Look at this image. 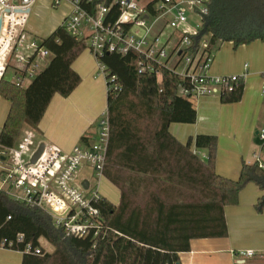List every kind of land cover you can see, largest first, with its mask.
<instances>
[{
	"label": "trees",
	"instance_id": "obj_1",
	"mask_svg": "<svg viewBox=\"0 0 264 264\" xmlns=\"http://www.w3.org/2000/svg\"><path fill=\"white\" fill-rule=\"evenodd\" d=\"M80 4L90 13L98 5L109 6L106 18L119 11L115 0ZM189 39L186 51L200 50L201 57H212L222 42L233 48L264 42V0H209L198 32ZM40 42L51 57L26 87L0 81V96L10 104L0 147L11 146L23 124L36 127L53 95L66 97L80 82L71 64L86 49L85 38L72 36L60 24ZM134 58L113 52L97 57L107 82L103 176L119 189V203L101 196L94 205L103 229L95 238H78L66 236L45 211L0 191V239L23 234V242L12 247L21 252V264H180L179 253L189 251L192 239L227 236L224 207L238 204L246 184L261 191L255 207L262 210L264 169L241 160L237 178H227L215 170L216 135L199 133L185 144L178 142L169 125L196 121L188 79L166 68L138 72ZM243 88L238 79L220 92L219 101H240ZM199 150H205L204 157ZM40 239L51 246L50 252ZM27 244L41 247L42 253L23 252Z\"/></svg>",
	"mask_w": 264,
	"mask_h": 264
},
{
	"label": "built area",
	"instance_id": "obj_2",
	"mask_svg": "<svg viewBox=\"0 0 264 264\" xmlns=\"http://www.w3.org/2000/svg\"><path fill=\"white\" fill-rule=\"evenodd\" d=\"M63 1L71 6L62 22L63 28L76 38L83 37L85 31L87 47L96 58L113 52L134 55L138 72L173 69L188 79L194 98L218 96L246 75H209L212 58L201 57L200 50L196 53L186 51L190 35H195L198 29L191 31L186 26L187 16L182 5L187 4L199 14L201 25V16L207 13L209 0H115L119 9L115 18H106L110 7L103 4L96 6L92 13L81 6L80 0H52V4L59 6ZM34 2L0 0V80L20 88L30 83L43 68L42 62L50 56L26 29ZM166 14H170L169 19L163 18ZM166 27L171 32L161 39ZM168 43H171L170 50L166 48ZM172 59H176L174 66L170 65ZM181 62L183 65L178 70ZM99 68L106 77L100 61ZM261 92L264 94V80ZM96 126V137L91 143L76 144L69 152L43 143L34 162L31 158L42 142L31 127L24 129L11 146L0 147V191L15 201L45 211L66 236L95 238L103 229L100 211L94 203L101 197L98 182L103 175L109 138L107 113L97 119ZM256 137L258 147L252 154L253 162L264 169V126L256 131ZM85 166L92 169L93 184L86 177L76 181L78 171ZM84 180L88 183L86 189L81 185ZM22 242L23 234L19 233L14 240L0 239V248L12 249ZM23 252L39 255L42 249L27 244ZM253 254L250 249L243 252L246 257ZM243 261V258L239 260Z\"/></svg>",
	"mask_w": 264,
	"mask_h": 264
},
{
	"label": "crops",
	"instance_id": "obj_3",
	"mask_svg": "<svg viewBox=\"0 0 264 264\" xmlns=\"http://www.w3.org/2000/svg\"><path fill=\"white\" fill-rule=\"evenodd\" d=\"M48 2L51 7H58L53 6L52 0H48ZM62 3L68 4V9L63 14L64 20L70 13L71 6L67 1L61 2L60 5ZM35 6L36 0L30 11ZM56 27L57 25L52 28V31ZM157 30L158 27H155L154 31ZM80 38H85L86 41V37ZM253 42L251 45L240 47L238 51L237 49L236 51L225 49L221 56H212L208 74L221 76L246 73L243 78L244 96V92L249 86L248 81L252 77L262 75L261 71L264 70V42L261 48L257 46L258 49L255 48L257 41ZM86 48L88 47L86 46ZM85 51L84 49L71 64L80 76L79 84L66 97L57 93L54 94L36 127L26 124L27 127H31L36 132L38 139L41 138L39 141L52 144L64 152H69L76 144L87 145L91 143L97 133L96 121L106 113L107 86L105 76L99 68L97 58L90 50L89 54ZM192 100L196 108V121L192 124L171 123L169 125L170 134L182 144H185L189 137H194L199 133L216 135L215 170L224 177L237 178L241 160L246 161L244 157L249 153L250 142L254 144V141L257 140V126L251 127V130L247 132L242 131L244 129L239 130L235 118L231 117L228 109L224 107L234 103L223 104L217 95L192 97ZM9 105V102L0 96V129L7 116ZM193 149L192 145L191 150ZM197 152L200 156H205V150ZM252 162L253 160L247 161V163ZM102 179L110 182L102 175L98 182V191L101 196H103L100 192ZM115 188L114 200L104 197L117 205L120 200V192L116 186ZM260 194L261 191L256 185H252L251 182L246 184L245 188L239 192L238 204L224 207L227 236L192 239L189 251L179 253L180 264H263L264 226L257 230L252 225L254 220L264 224V208L261 214L253 213L254 202ZM260 215L262 219L259 217ZM246 249L252 250L253 256H243ZM21 255L19 251L0 248V264H21ZM242 258L244 261L240 263L239 260Z\"/></svg>",
	"mask_w": 264,
	"mask_h": 264
},
{
	"label": "rangeland",
	"instance_id": "obj_4",
	"mask_svg": "<svg viewBox=\"0 0 264 264\" xmlns=\"http://www.w3.org/2000/svg\"><path fill=\"white\" fill-rule=\"evenodd\" d=\"M182 8L185 10V13L187 16L186 26L191 31H196L197 29H199V26H200L199 14H197L195 11L190 9V7H188L187 4H183ZM67 9H68L67 3H62L58 7H51L49 5L48 0H36V6L30 11L27 17L28 18L27 19V30L29 34L32 36L34 40L39 42L41 38H43L44 36H46L52 31V28L54 26L56 25L58 26L60 23L64 21L63 14L64 12L67 11ZM169 17H170V14H166L165 16H163L164 19H169ZM170 32H171V29L166 27L163 34L161 35V39H165ZM196 32H198V30ZM82 33H83V37L87 35L85 31H83ZM175 34L176 33H174V35ZM204 41H205V38L201 40V44ZM256 41H257L255 42L256 47L255 46L254 47L256 49H258V47L261 48L262 47L261 45L263 42L258 41V40ZM251 43L241 45L237 48H233V45L231 42H222L221 44H219L217 48H215L212 56L213 57L221 56L225 52V49H228L229 51H231L232 49L236 51L237 49L238 51L240 47L251 45ZM170 46H171V43H168L166 46L167 50H170ZM85 50H86L85 52L89 54V49L86 48ZM49 59H50V56L47 57L42 62L43 67L47 65ZM175 60L176 59H172V61H170L171 66H174ZM182 65H183V62H181V64L178 66L179 67L178 70L182 67ZM263 72L264 70L261 71V73ZM263 80H264L263 75H257V77H252L248 81L249 86L247 87V90L244 92V96L241 98V100L238 102H235L234 104H229L227 106H224L225 108L228 109V113L230 114V116L235 118L236 122L239 125L238 127L239 130L244 129L242 131L247 132L251 130V127L257 126V129H259L260 127L264 126V94L261 92ZM24 129H28L26 124H23L21 126L15 141L18 139L19 135L22 133ZM253 136L256 139L255 135ZM243 137H246V136L243 135ZM257 147H258L257 140L254 141V144L253 143L251 144L250 142L249 153H247L244 157L246 162L247 161L251 162L253 160L252 154L253 152L257 150ZM91 170L92 169L90 166H85L81 172L78 171V178L76 179V181H78V179L80 178L86 177L90 179L91 183L93 184L95 178L92 177V173H90ZM252 185H255V184L252 183ZM115 190H116L115 186H113L110 182L106 181L105 179H102L101 186H100V192L103 196L114 200L116 196ZM256 202L257 200H255L254 203L256 204ZM263 208H264V205L262 207V210ZM262 210L258 211L257 207L254 206L253 213L256 212L255 214L257 213L261 214ZM259 217L262 219L261 215ZM252 225H254V227H256L257 230H259L261 226H264L263 222H257V220H254ZM40 244L43 247L44 251L50 252L52 250L51 246H49L45 240L40 239Z\"/></svg>",
	"mask_w": 264,
	"mask_h": 264
},
{
	"label": "water",
	"instance_id": "obj_5",
	"mask_svg": "<svg viewBox=\"0 0 264 264\" xmlns=\"http://www.w3.org/2000/svg\"><path fill=\"white\" fill-rule=\"evenodd\" d=\"M42 148H43V143H40L38 149L36 150V152L33 154L32 158H31V162H34L37 159V157L41 153ZM87 184H88L87 181H82V183H81L82 187L85 189L87 188Z\"/></svg>",
	"mask_w": 264,
	"mask_h": 264
}]
</instances>
